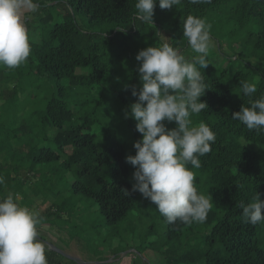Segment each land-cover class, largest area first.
<instances>
[{"label":"trees","instance_id":"trees-1","mask_svg":"<svg viewBox=\"0 0 264 264\" xmlns=\"http://www.w3.org/2000/svg\"><path fill=\"white\" fill-rule=\"evenodd\" d=\"M136 3L137 0H67L65 5L72 12L65 16L63 22L56 23L41 43L29 42L31 51L26 63L27 75L54 82L55 92L44 108L37 112L38 125L29 128L28 122H23L9 139L10 143H15L16 149L12 154L15 153L17 163L11 166L5 180L9 179V183L0 185V199L11 194L17 203V195L28 185L33 171L38 166L51 167L52 163L73 179L71 188L74 194L93 199L108 225L117 224L137 205L138 192H131L132 167L125 162L124 150L99 147L97 134L89 130V126L97 122L96 113L77 117L72 108V98L84 94L87 97L85 103H88V97L96 86L105 83L114 72H125L126 77L120 79L121 90L117 96L122 108L127 110L129 105L137 102V98L132 96L131 88L125 90V86H135L137 91L141 86L136 71L138 67L128 69L123 66L132 56L130 41L134 43L140 38V42L162 44L160 30L168 28L172 37L168 42L170 46L178 52H185L189 47L183 35L185 19L189 15L205 18L227 5H232L235 18L242 25L255 23L260 27L256 47L264 50V0H204L197 4L181 0L171 10H162L157 3L155 16L176 14L163 24L153 20V25L136 18ZM39 6L44 8L43 3ZM77 15H83L90 27L111 26L112 31H87L79 24ZM122 36L131 39L120 43L118 39ZM3 67L0 69V103L13 105L19 102L23 88L13 71L6 76L5 72L10 68ZM78 69L91 70L78 73ZM199 70L208 86L200 99L208 108L193 114L191 119L194 125L205 122L216 135L212 150L199 158L200 168L210 172V195L218 209L209 211L204 221L211 227L205 243L218 244L226 253L224 256L220 252L209 254L205 264H264V222L256 225L247 223L240 207L242 203L251 202L256 193H260L261 200H264V132L249 131L245 125L232 119L233 113L240 111L242 106L249 107V101L264 94V61L252 69L260 75L257 93L253 96L244 95L240 83H253L251 71H237L235 74L234 83L240 94L234 98L233 86L225 79V73H213L209 65ZM102 104L103 100L97 107ZM74 105L78 107L81 104L77 102ZM24 134L31 137L28 144ZM24 151H28L27 154L24 155ZM188 167L194 168L190 163ZM3 169L0 164V176ZM20 178L23 179L20 184H12ZM124 190L130 195H126ZM27 208L32 210V207ZM57 212L63 213L58 207ZM191 224L179 220L172 224L167 222L169 240L181 237ZM188 258L197 259L195 254ZM46 259L47 264L58 263L49 256Z\"/></svg>","mask_w":264,"mask_h":264},{"label":"rangeland","instance_id":"rangeland-1","mask_svg":"<svg viewBox=\"0 0 264 264\" xmlns=\"http://www.w3.org/2000/svg\"><path fill=\"white\" fill-rule=\"evenodd\" d=\"M37 1L43 3L44 8H39L38 12L27 18L31 43H41L50 34L53 26L63 22L65 16L72 12L71 8L65 5L67 0ZM175 14L167 17L154 15L153 20L163 24L171 17L174 18ZM204 19L210 26L207 62L213 73H225V79L233 86V97L238 98L240 91L234 83L237 71H251L252 81L256 85L260 79V75L252 70L264 61V50L256 47L260 27L255 23L244 26L238 22L232 5L212 11ZM77 20L87 31H112L111 26L90 27L83 15H77ZM167 30L169 29L160 30L162 44L172 39ZM130 39L122 36L118 42H127ZM162 44L152 41L140 42V38L134 40V43L130 41L132 56L123 66L128 69L137 68L139 62L135 57L140 50L149 46L159 47ZM179 53L188 60L198 55L190 46L185 52ZM27 62L29 61L26 59L18 67L7 69L5 72L8 76V73L13 71L23 91H20L18 103L7 106H3V102L0 103V164L5 168L1 172L4 181L11 166L17 163L15 153L12 154V150L16 149L15 143H10L9 139L23 122H28L29 128L34 124L38 125L37 112L44 108L55 92L54 82L47 78L38 79L34 75H27ZM197 67L199 68V65ZM0 69L4 67L0 66ZM89 70L91 69H78L77 72L85 73ZM123 77H126L125 72H114L107 77V83L96 86L94 92L90 93L88 103H85L87 97L84 94L72 98V108L77 117L95 112L97 122L90 125L89 130L97 134L99 147L124 150L126 157L136 154L133 145L142 139V134L136 131L134 119H125V110L117 96V92L121 90L120 79ZM62 84H66V81H62ZM101 100L103 104L97 107ZM77 102L81 104L78 107L74 105ZM164 123L168 129L176 127L175 122ZM24 136L28 144L31 137L25 134ZM27 152L24 151V155ZM50 166H38L33 171L27 181L28 185L20 189L17 195V204L21 207H32L31 211L38 213V238L46 246L45 255L56 260L57 264H205L209 254H226L218 244L206 245L211 227L206 226L204 222H193L183 231L181 237L169 240L165 217L157 211L155 204L139 192L135 209L124 220L115 225H108L96 202L74 194L71 188L73 179L68 174L64 175L58 165L57 168L52 163ZM131 167L130 178L133 184L135 169ZM189 169L194 172V184L199 192L211 198L210 172L201 168ZM22 180L20 178L12 184H18ZM4 183H9V179ZM57 207L63 213H56ZM212 210H218L214 204L210 211ZM193 254L197 257L196 261L188 258Z\"/></svg>","mask_w":264,"mask_h":264},{"label":"clouds","instance_id":"clouds-1","mask_svg":"<svg viewBox=\"0 0 264 264\" xmlns=\"http://www.w3.org/2000/svg\"><path fill=\"white\" fill-rule=\"evenodd\" d=\"M181 0H137L136 18L153 25L154 9L171 10ZM197 4L204 0H190ZM36 0H0V66L18 67L30 55L27 18L39 11ZM209 25L204 18L189 15L184 21L183 35L198 55L188 60L165 42L159 47L140 50L135 59L140 88H131L137 102L125 110V119L136 121V131L142 134L133 147L136 154L125 157L134 167L131 192H139L169 224L203 223L212 208L210 197L199 193L194 185L195 175L187 165L200 168V157L209 153L216 135L203 121L194 125L193 114L208 108L201 102L208 89L199 69L209 65ZM199 65V68L197 67ZM246 96L257 93V85L240 82ZM232 114L249 131L264 132V94L249 101ZM165 121L175 122L168 129ZM0 176V185L4 184ZM126 195H130L124 190ZM247 223L264 222V200L256 193L252 201L240 205ZM38 213L19 206L9 194L0 199V264H47L46 246L38 238Z\"/></svg>","mask_w":264,"mask_h":264},{"label":"crops","instance_id":"crops-1","mask_svg":"<svg viewBox=\"0 0 264 264\" xmlns=\"http://www.w3.org/2000/svg\"><path fill=\"white\" fill-rule=\"evenodd\" d=\"M28 23H29V22H28V20H27V25H28ZM27 28H28V27H27Z\"/></svg>","mask_w":264,"mask_h":264}]
</instances>
